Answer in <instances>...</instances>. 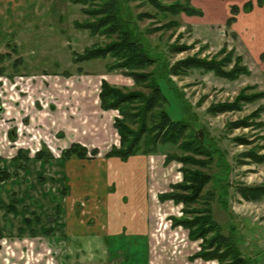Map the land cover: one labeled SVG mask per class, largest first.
Here are the masks:
<instances>
[{"label": "rangeland", "instance_id": "374dc122", "mask_svg": "<svg viewBox=\"0 0 264 264\" xmlns=\"http://www.w3.org/2000/svg\"><path fill=\"white\" fill-rule=\"evenodd\" d=\"M129 6L133 16L157 13L134 22L149 47L161 52L159 68L165 58L171 62L186 56L220 58L223 55H215L223 45L238 54L233 32L228 30L225 40L227 26L210 21L211 14L161 15L150 4L138 5V1H130ZM85 7L74 0H0V171L8 175L0 178V264H147L148 260L150 264H217L216 260L189 259L197 251L198 241L189 240L187 230L169 220L180 215L182 204L159 199L160 193L170 191L169 186L181 180L180 164L164 163L166 154L179 152L175 145H162L143 157L130 156H138V163L142 157L146 163V183L141 190L148 196L149 204L143 205L150 212L152 227L143 235L120 230L125 223L130 226L129 219L141 208L132 200L137 194L131 190V181H137L139 175L134 168L121 165L118 157L103 161H108L105 153L110 147L119 144L113 126L119 113L102 110L98 92L102 79L121 88L136 86L123 70L108 71L110 56L73 61V52L109 40L77 25L87 18ZM168 19L179 20L181 26L150 31ZM175 42L193 47L172 53L168 45ZM242 64L246 66L243 58ZM66 71L70 75L65 76ZM171 78V85L191 104L194 125L202 135L204 131L212 137L219 149L205 168L214 175L207 185L214 191L211 213L225 235L235 226L234 235L242 239L244 255L255 256L257 264H264V198L249 201L236 191L239 184H264V162H239L240 153L251 146L264 153V127H226L227 122L244 118L259 106L263 107L259 118L264 122V97L241 100V110L207 112L210 104L232 102L240 92L263 91L259 86L263 76L248 73L228 79L192 68ZM166 95L169 116L180 119V101ZM238 135L253 139L252 145L232 142ZM71 143L83 145L88 153L82 162L67 166V160L60 163V152ZM93 148L96 153L91 152ZM41 149L48 153L46 162L34 158ZM18 150L23 156L17 160ZM107 169L115 175L113 180L103 178ZM125 173L132 177L126 180ZM220 182L229 184H225V195ZM103 195H110L109 200L99 198ZM126 195L132 202L124 199ZM65 216L75 223L71 236L65 233ZM110 226L116 233L110 232Z\"/></svg>", "mask_w": 264, "mask_h": 264}, {"label": "trees", "instance_id": "16d2710c", "mask_svg": "<svg viewBox=\"0 0 264 264\" xmlns=\"http://www.w3.org/2000/svg\"><path fill=\"white\" fill-rule=\"evenodd\" d=\"M86 5L83 11L87 18L77 23L91 34L105 36L109 40L103 44H92L83 49L82 52H73V61H89L96 58L112 57L113 60L107 64L108 71L121 69L130 76L136 88H121L110 84L102 79L98 92L99 106L102 110H117L119 117H114L113 126L119 137V144L112 145L105 153V157H118L126 161L130 156L154 153L165 144L175 145L179 152L165 155L164 163L176 161L180 164L181 180L169 187L170 191L159 194V199L172 200L174 203L182 204V214L171 216L173 226L181 225L187 230V237L191 241H198L200 249L194 252L190 258L202 260H216L217 264H257L254 256L244 255L241 245L243 241L236 237L235 226L231 232L225 235L222 226L214 219L209 206L214 196V191L209 190L207 185L212 181L214 175L206 171L213 160V155L219 154L212 137L203 135L194 125L195 118L190 110L191 104L185 99L183 92L172 84L171 76L186 74L189 69L198 68L212 71L218 76L235 79L240 74H248L249 69L242 64V57L235 53L234 49L227 51L223 45L216 53L220 58H200L198 56H186L174 62L164 59L160 64L161 52L149 47L143 38V33L138 31L135 19L144 17H156V12H139L133 16L130 11V1H138V5L150 4L161 15L171 14L173 16L184 13L186 15H201L202 10L194 7L190 0H74ZM259 5L264 0H257ZM252 8L251 1L244 3L242 9L249 11ZM239 12L237 5L230 6V16L226 20V26L235 21ZM134 18V19H133ZM181 26L177 19H168L160 26H155L150 31L159 29H170ZM193 44L168 45L172 53L186 51ZM234 58V60H233ZM264 59V54L261 55ZM233 64L229 69L225 65ZM81 68L77 69L80 74ZM65 76L70 75L67 71ZM170 93L180 101L182 117L174 120L169 116L166 104L169 105ZM264 97V91L257 93L238 94L237 99L232 102L212 103L207 107L209 113H222L226 111L241 110L243 102L252 101ZM263 107L259 106L248 116L226 124L227 129L240 127H264L260 120ZM259 121L253 122L254 119ZM12 138V134L9 132ZM264 139V135L262 136ZM232 142L243 145H252L253 139L246 135L233 136ZM264 147V144L261 146ZM46 151L41 149L34 154V158L46 162L48 158ZM96 153V149L91 150ZM87 149L79 143H71L60 152V163L71 158L84 159ZM22 151L18 150L14 159H21ZM241 164L249 162H264V153H259L251 146L247 151L240 153ZM42 163V162H41ZM62 165V164H61ZM0 178L8 175L0 171ZM222 187V195L227 192L226 183H217ZM229 185V184H228ZM240 196L249 201L264 198V184L247 185L239 184L236 188ZM222 200V199H221ZM224 202V201H222Z\"/></svg>", "mask_w": 264, "mask_h": 264}, {"label": "crops", "instance_id": "0c3cea01", "mask_svg": "<svg viewBox=\"0 0 264 264\" xmlns=\"http://www.w3.org/2000/svg\"><path fill=\"white\" fill-rule=\"evenodd\" d=\"M247 1H251L252 8L249 11H244L242 7L244 3ZM191 2L195 6L199 7L203 11V14H206L207 16L208 14H211L212 17L210 18V21H214V23H220L222 25L223 24L226 25V20L230 16V6L237 5L239 7V12L236 15L235 21L232 22L229 26H227V30H226L227 35L224 33L223 35L225 37V40H227L226 38L228 37V30L229 32H233V42H234V46H235L237 53L243 58L244 63L248 67L250 74H255L257 76H260V75L263 76V83L262 85H259V86L264 91V60H261V55L264 54V3L262 5H259L257 3V0H191ZM191 17L193 16H190L189 18ZM263 116H264V112H263ZM143 156L145 155H142V157ZM142 157L140 158L141 161H139V163L136 162L135 160V159H139L138 156H135L132 158L129 157L127 161H122L119 159L120 160L119 163L121 165L127 166V169L131 167L134 168L133 170L136 171L139 175V179L137 181L136 180L131 181L132 185L135 184V188L131 185L132 187L131 190L134 191L135 194H137L136 196H133L132 200L137 202V204L141 205V208H139V210L137 211L138 213H140L139 211L140 210L142 211L143 209V212L140 213L139 215L136 212L134 216H131V218L129 219L131 220L130 222H132L130 226L125 223V225H122L120 227V230L121 231L123 229H125V231L130 230L129 233L133 232V234L138 233L141 235L146 234L147 231L152 227V221L149 215L150 212L149 210H147L148 208L143 205L145 203L149 204V202H148L147 194L143 193V191L141 190L144 188L143 184L145 185L146 183L145 181L146 180L145 179L146 163L144 162ZM113 158L115 157H109L107 158L108 161H106L105 159L103 161L106 163L111 160L116 161ZM83 160L84 159H78V158L69 159L67 160L65 164H67V166L71 164L77 165L79 162H82ZM111 171L112 170L107 169V176L103 175V178L106 177L109 180H113L111 179V177L113 176L115 177V175L112 174ZM125 174H126V180L128 179L127 177L129 178L132 177L131 176L132 174L131 175L128 173H125ZM68 175L71 178L70 174ZM97 178L98 177H96V179ZM105 182H106V179L103 181V184H105ZM129 188H130V185H129ZM140 192H141V195H140ZM109 197L110 195H103L99 198H102L105 201H108ZM124 199H127L128 203L132 202L128 195H126ZM67 217L68 216H65L66 218L65 233L66 235L71 236L72 234H74L71 231L72 230L71 228L75 225V223L73 221L71 222L70 217L68 218ZM132 218L134 219L132 220ZM110 222L112 223V221ZM114 228H115L114 226H110L109 230H111L110 231L111 233L114 232L113 231ZM110 232L108 234H111ZM147 248H148V243H147ZM148 251H149V248H148ZM148 251H147V257L149 256ZM189 259H192V258H190L189 256ZM192 260H196V258ZM202 261H205V260H202ZM147 264H150L149 260Z\"/></svg>", "mask_w": 264, "mask_h": 264}, {"label": "built area", "instance_id": "2783aa9c", "mask_svg": "<svg viewBox=\"0 0 264 264\" xmlns=\"http://www.w3.org/2000/svg\"><path fill=\"white\" fill-rule=\"evenodd\" d=\"M182 214V211L180 210V215ZM180 215H178V216H180ZM169 220H170V224H171V219L169 218ZM200 242V241H199ZM199 242H198V244H197V251L200 249V247H199Z\"/></svg>", "mask_w": 264, "mask_h": 264}, {"label": "flooded vegetation", "instance_id": "af4514ba", "mask_svg": "<svg viewBox=\"0 0 264 264\" xmlns=\"http://www.w3.org/2000/svg\"><path fill=\"white\" fill-rule=\"evenodd\" d=\"M11 134H12V132L11 131H9ZM9 132H8V135H9Z\"/></svg>", "mask_w": 264, "mask_h": 264}]
</instances>
